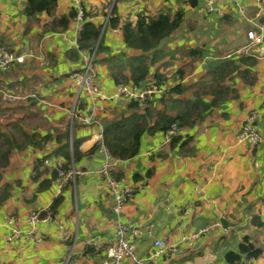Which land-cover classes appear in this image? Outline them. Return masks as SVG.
<instances>
[{
    "label": "crops",
    "instance_id": "obj_1",
    "mask_svg": "<svg viewBox=\"0 0 264 264\" xmlns=\"http://www.w3.org/2000/svg\"><path fill=\"white\" fill-rule=\"evenodd\" d=\"M26 1L0 0V44L25 55L23 63L0 71V264H101L85 240L107 245L115 238L112 199L99 173L103 156L95 150L102 123L146 110L128 99L106 101L100 122L84 123L90 101L70 78L85 66L77 48L83 23L72 18L63 28L57 21L77 7L58 0L53 14L32 18L24 12ZM79 1L87 20L101 27L103 48H96L94 59L101 88L109 92L122 80L133 82V60L144 56L147 79L169 88L180 84L178 91L155 96L150 125L161 114H188L179 142L166 143L164 130L147 132L139 154L116 167L121 186L134 190L124 214L143 230L138 251L149 254L154 239L162 238L184 250L159 257L158 264H227L226 254L249 239L262 249L250 264H264V141L252 146L239 140L255 110L264 135V44L244 48L247 31L264 24V0H237L244 13L230 0H217L214 11L206 10L207 0L198 7L182 0ZM180 7L186 8L182 25L156 53L124 41L127 21L173 15ZM113 9L120 19L114 27L107 20ZM4 90L19 98L4 100ZM183 140L188 144L181 146ZM48 157L52 166L43 164ZM73 165L84 174L56 195V169ZM37 210L42 218L50 210L51 219L30 233L28 216ZM8 215L17 217L16 224L5 222ZM215 222L221 225L195 243L182 241ZM15 226L19 236H12Z\"/></svg>",
    "mask_w": 264,
    "mask_h": 264
},
{
    "label": "built area",
    "instance_id": "obj_2",
    "mask_svg": "<svg viewBox=\"0 0 264 264\" xmlns=\"http://www.w3.org/2000/svg\"><path fill=\"white\" fill-rule=\"evenodd\" d=\"M217 0H207V11L215 10V2ZM77 7L75 20L77 23H84L87 16L84 14L82 3L79 0H73ZM230 3L236 5L241 13H244V8L237 0H230ZM108 20V19H107ZM248 41L244 46L245 50L251 51L258 45L264 44V24L256 23L255 28L247 31ZM77 48L84 59L85 66L70 73L72 86L78 94L84 93L89 98V114L85 115L82 120L86 124L100 122V113L104 110L103 102L111 100L128 99L136 102L139 108L149 109L152 106V101L157 95H164L170 89L166 84L158 83L157 81L147 80L139 83L134 82H118L112 91H105L101 88L98 82V73L95 68V49L91 51L82 49L79 44ZM256 56L254 53H250ZM44 59V57H42ZM25 55H18L14 50L0 44V71H8L15 63H23ZM4 100L14 101L19 97L11 91H2ZM259 118L258 111H252L248 115L245 127L242 129L239 140L249 142L252 146H256L264 141L262 131L257 127ZM102 125V124H101ZM178 123H173L166 131L165 142L170 143L172 138L179 133ZM103 136V134H102ZM103 139V137H102ZM98 151L103 156V163L99 171L101 178L107 185V192L111 196V211L116 217L115 238L107 245H102L97 239L88 237L85 242L93 250V254L99 256L101 264H158L159 257L171 258L181 251L184 247L180 243H170L168 239L155 238L153 242V250L143 255L138 251L136 238L141 236L143 230L139 225H135L124 214L125 206L129 201V197L133 193V189L121 186L120 180L115 176V170L121 160L112 157L107 147L101 142ZM149 154H151L149 152ZM43 164L52 166V159L45 158ZM57 176L53 180L57 186L56 195L62 193L64 187L69 182H75L77 177L84 174V171L77 169L74 165L64 169L58 167L56 169ZM202 192L205 188L202 184L197 185ZM41 210L32 211L28 216L30 225V233H35L37 224L44 219H51L50 210L46 215L41 217ZM189 213V211H187ZM5 222L14 225L17 222V217L8 215ZM220 222H215L207 225L202 229L194 232L186 233L182 236V241L193 244L198 241L205 233L212 231L215 227L220 226ZM21 231L18 227H13L12 236H19ZM252 259L244 258L240 264H250Z\"/></svg>",
    "mask_w": 264,
    "mask_h": 264
},
{
    "label": "trees",
    "instance_id": "obj_3",
    "mask_svg": "<svg viewBox=\"0 0 264 264\" xmlns=\"http://www.w3.org/2000/svg\"><path fill=\"white\" fill-rule=\"evenodd\" d=\"M192 7H198L200 0H182ZM58 5V0H27L25 7V14L29 17L36 18L41 13L53 14ZM77 14L76 10H72L69 16L61 17L57 21L63 28H66L70 20L75 18ZM186 15V8L180 7L173 15L169 12H161L157 17H148L146 15H140L136 24L127 21L123 29V37L126 44L134 49L141 50L144 53H156L159 45L164 39L171 37L174 32L182 25L184 17ZM109 24L111 26H117L120 19L117 14V10L113 9L109 16ZM101 37V27L95 25L89 20H85L80 33H79V46L82 49L93 50L95 47L98 51L102 50L103 41ZM99 42V43H98ZM153 61V60H152ZM132 75L133 82L139 83L141 81H147V74L149 67L147 65V58L144 56L135 58L132 63ZM158 83L163 84L162 81L156 79ZM180 90V84L168 89L167 93ZM218 102V97L213 99V104ZM136 103V102H135ZM201 102L190 103L191 109L197 107V104ZM137 104V103H136ZM137 107H139L137 105ZM196 111V109H195ZM188 114H179L176 117L169 116L167 114H161L159 119L154 125H150V111L146 109L144 114L139 112H132L129 116H121L112 120H106L103 122V139L102 143L107 147L108 151L113 158L118 160H126L135 157L139 154L142 138L145 133H152L156 130L167 131L173 123H178L179 127L187 121ZM102 122V121H101ZM180 136L176 135L172 138L171 144H176L180 141ZM188 144L186 140H183L181 146ZM99 145L95 148L98 150ZM65 169V168H64ZM152 171L147 173L150 176ZM93 251V250H92ZM262 254V249L255 246L245 239L241 244L240 250L230 251L226 254L227 264H238L243 261L244 258L254 259Z\"/></svg>",
    "mask_w": 264,
    "mask_h": 264
},
{
    "label": "rangeland",
    "instance_id": "obj_4",
    "mask_svg": "<svg viewBox=\"0 0 264 264\" xmlns=\"http://www.w3.org/2000/svg\"><path fill=\"white\" fill-rule=\"evenodd\" d=\"M95 49V48H94ZM88 51H91L92 52V50H91V48H89V50ZM147 80H149V79H147ZM153 81H156V80H153ZM121 82H127V81H125V80H122Z\"/></svg>",
    "mask_w": 264,
    "mask_h": 264
},
{
    "label": "water",
    "instance_id": "obj_5",
    "mask_svg": "<svg viewBox=\"0 0 264 264\" xmlns=\"http://www.w3.org/2000/svg\"><path fill=\"white\" fill-rule=\"evenodd\" d=\"M262 21H264V17H263ZM165 40L166 39H164L159 46H161Z\"/></svg>",
    "mask_w": 264,
    "mask_h": 264
}]
</instances>
